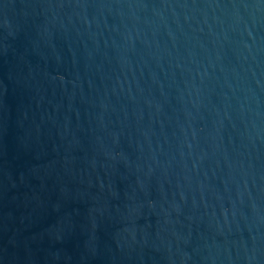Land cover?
<instances>
[{
    "label": "water",
    "instance_id": "water-1",
    "mask_svg": "<svg viewBox=\"0 0 264 264\" xmlns=\"http://www.w3.org/2000/svg\"><path fill=\"white\" fill-rule=\"evenodd\" d=\"M0 264H264V0H0Z\"/></svg>",
    "mask_w": 264,
    "mask_h": 264
}]
</instances>
